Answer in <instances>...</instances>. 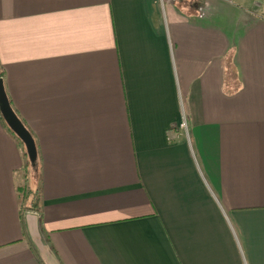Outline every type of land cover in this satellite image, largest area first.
Listing matches in <instances>:
<instances>
[{
    "label": "crops",
    "instance_id": "0c3cea01",
    "mask_svg": "<svg viewBox=\"0 0 264 264\" xmlns=\"http://www.w3.org/2000/svg\"><path fill=\"white\" fill-rule=\"evenodd\" d=\"M0 71V264H264V0H0Z\"/></svg>",
    "mask_w": 264,
    "mask_h": 264
},
{
    "label": "water",
    "instance_id": "95a60500",
    "mask_svg": "<svg viewBox=\"0 0 264 264\" xmlns=\"http://www.w3.org/2000/svg\"><path fill=\"white\" fill-rule=\"evenodd\" d=\"M0 112L8 126L23 141L31 162L35 164L38 157L36 140L12 106L3 77H0Z\"/></svg>",
    "mask_w": 264,
    "mask_h": 264
},
{
    "label": "trees",
    "instance_id": "16d2710c",
    "mask_svg": "<svg viewBox=\"0 0 264 264\" xmlns=\"http://www.w3.org/2000/svg\"><path fill=\"white\" fill-rule=\"evenodd\" d=\"M4 76V73L3 71H0V77H3ZM0 116L1 118L4 120L1 112H0ZM5 121V120H4ZM23 121V120H22ZM24 122V121H23ZM25 123V122H24ZM26 125V124H25ZM27 126V125H26ZM28 127V126H27ZM11 129V128H10ZM12 131V129H11ZM12 133H14L12 131ZM15 134V133H14ZM16 135V134H15ZM17 139H18V143L23 151V155H24V166H23V169L25 171V173L30 170H33L35 172V174L37 175V180L38 178L40 177L39 175V170H40V167H41V162H40V155H39V151H38V157H37V161L35 164H33L28 156V153H27V149L25 147V144L23 143V141L16 135ZM37 190V195L34 196V201H33V204L31 205H28V208L30 210H38L40 208V203H41V195H40V188L36 189ZM23 191H24V188H20V201L22 200V198L24 197L23 194ZM22 193V194H21ZM32 193V192H31Z\"/></svg>",
    "mask_w": 264,
    "mask_h": 264
},
{
    "label": "rangeland",
    "instance_id": "374dc122",
    "mask_svg": "<svg viewBox=\"0 0 264 264\" xmlns=\"http://www.w3.org/2000/svg\"><path fill=\"white\" fill-rule=\"evenodd\" d=\"M37 181V175L33 170H30L29 172L27 171L26 173L25 171H23L21 177L19 178L20 187L24 188L23 194L21 193L22 195H24L21 200L22 208L24 211L30 210L28 208V205L33 204L34 196L37 195L36 189L39 188V184L37 185V188L35 185Z\"/></svg>",
    "mask_w": 264,
    "mask_h": 264
},
{
    "label": "built area",
    "instance_id": "2783aa9c",
    "mask_svg": "<svg viewBox=\"0 0 264 264\" xmlns=\"http://www.w3.org/2000/svg\"><path fill=\"white\" fill-rule=\"evenodd\" d=\"M179 129L184 132L188 137L190 136L191 125L186 113H183V118L179 124Z\"/></svg>",
    "mask_w": 264,
    "mask_h": 264
}]
</instances>
